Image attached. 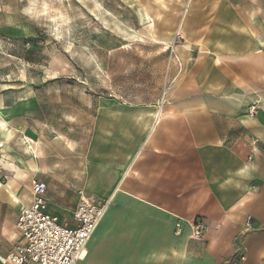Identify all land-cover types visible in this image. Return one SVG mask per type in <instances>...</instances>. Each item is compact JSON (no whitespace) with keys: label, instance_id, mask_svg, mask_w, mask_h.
I'll use <instances>...</instances> for the list:
<instances>
[{"label":"crops","instance_id":"0c3cea01","mask_svg":"<svg viewBox=\"0 0 264 264\" xmlns=\"http://www.w3.org/2000/svg\"><path fill=\"white\" fill-rule=\"evenodd\" d=\"M6 5L0 0V15ZM136 6L150 37L170 54V87L142 112L144 127L128 135L106 185L84 191L111 205L78 264H264V0ZM11 104L0 96V156L12 139ZM23 151L28 160L17 159L0 181V259L23 244L16 224L32 202L33 179L47 184L46 213L61 224L74 226L81 202L80 189L72 194L66 185L53 201L49 157L38 144ZM196 220L206 226L198 239L189 226Z\"/></svg>","mask_w":264,"mask_h":264},{"label":"rangeland","instance_id":"374dc122","mask_svg":"<svg viewBox=\"0 0 264 264\" xmlns=\"http://www.w3.org/2000/svg\"><path fill=\"white\" fill-rule=\"evenodd\" d=\"M91 1L5 0L0 15V96L12 103L13 133L0 181L38 144L56 177L53 201L61 185L100 201L84 191L106 185L128 135L144 127L142 112L170 87V54L136 16L141 0Z\"/></svg>","mask_w":264,"mask_h":264},{"label":"built area","instance_id":"2783aa9c","mask_svg":"<svg viewBox=\"0 0 264 264\" xmlns=\"http://www.w3.org/2000/svg\"><path fill=\"white\" fill-rule=\"evenodd\" d=\"M249 115L256 114V108H249ZM32 202L22 207L17 218V229L23 237V244L16 246L15 251L2 264H78L86 253L89 240L102 222L110 208L111 200L92 201L81 199L74 212L75 225L70 227L61 224L57 217L46 213L47 184L38 179L31 181ZM252 219L246 221L250 228ZM182 222L176 224V232L181 233ZM193 237L198 239L206 231L201 220L189 224ZM240 260H245L241 254Z\"/></svg>","mask_w":264,"mask_h":264},{"label":"bare ground","instance_id":"6f19581e","mask_svg":"<svg viewBox=\"0 0 264 264\" xmlns=\"http://www.w3.org/2000/svg\"><path fill=\"white\" fill-rule=\"evenodd\" d=\"M90 1H91V0H90ZM91 3L94 5V7H96V8H100V5H101V4H100V2H99L98 0H92ZM101 10H102V9H101ZM1 185H2V184H1ZM2 191H3V190H2ZM6 191H7V190H6ZM9 193H10V192H9ZM3 195H4V193H3ZM5 195H6V194H5ZM5 195H4V196H5ZM14 197H15V196H14ZM7 198H8V197H7ZM16 199H17V198H16ZM14 200H15V199H14ZM18 203H20L19 200H18Z\"/></svg>","mask_w":264,"mask_h":264}]
</instances>
